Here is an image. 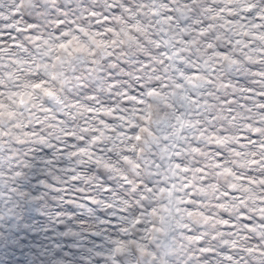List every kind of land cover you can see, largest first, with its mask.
Returning a JSON list of instances; mask_svg holds the SVG:
<instances>
[{
	"label": "clouds",
	"instance_id": "1",
	"mask_svg": "<svg viewBox=\"0 0 264 264\" xmlns=\"http://www.w3.org/2000/svg\"><path fill=\"white\" fill-rule=\"evenodd\" d=\"M166 3L0 0V223L20 220L26 206L46 217L35 238L38 243L23 253V264H264V166L248 163L253 157L247 147L239 157L232 152L241 132L251 131L249 125L264 128V95L245 91L251 87L264 92V77L257 75L264 73V39L231 48L239 64H223L212 85L196 80L193 87L177 79L184 88L174 89L179 71L198 69L211 77L215 49L201 42L192 46L190 55L182 53L184 60L173 56L179 71L157 63L162 49L149 41L161 39L160 27L167 26L156 25L152 10L166 16ZM207 7L213 12L199 13ZM196 9L201 18L219 13L222 19L210 21L215 24L232 21L227 25L231 32L213 40L217 47L225 39L245 41L244 31L264 35V19H257L264 16V0H197ZM137 22L139 32L130 27ZM30 23L36 27L17 31ZM222 31L217 27L208 38ZM174 32V27L167 32L170 41L176 38ZM68 41V49L59 48ZM145 59L157 71L142 70ZM164 75L170 77V88L162 91H187L214 106L201 104L199 114L195 105L185 107V119L200 121L195 127L178 131L177 122L165 116L170 110L146 95L149 87L165 82L156 79ZM37 83L41 88L34 87ZM137 83L145 86L143 106L132 99ZM45 88L53 94L45 95ZM225 99L231 103L222 104ZM227 108L232 112H221ZM148 111L152 135L140 133L142 139L136 141L134 129L145 125L140 117ZM209 114L229 116L212 125H223L227 132L222 146L211 139V132L199 137ZM165 145L171 156L161 152ZM192 145L201 154L193 153ZM216 147L226 153L224 167L231 174L212 167ZM256 152L259 159L262 150ZM177 162L192 171L182 172ZM154 163L161 167L154 168ZM205 165L208 175L201 180L195 169ZM149 183L152 193L144 189ZM225 192L235 197L225 198ZM242 216L251 218V226ZM201 247L214 254L201 252Z\"/></svg>",
	"mask_w": 264,
	"mask_h": 264
},
{
	"label": "snow or ice",
	"instance_id": "2",
	"mask_svg": "<svg viewBox=\"0 0 264 264\" xmlns=\"http://www.w3.org/2000/svg\"><path fill=\"white\" fill-rule=\"evenodd\" d=\"M155 2V0H153ZM197 0H167V3L165 7L167 8V15L166 16H159V13L156 12L155 9L152 10V15L157 16L158 19L156 21L157 26L166 25L165 27H160V34L161 39L156 40H150L149 43H154L157 48H161L160 57L161 59L157 60L156 62L165 65L169 64L175 69V65L172 64L173 56L179 57L180 60H184L185 57L182 55V53L191 54V48L193 45L198 46L201 42L204 43L207 49H215L213 55L215 57V63L212 65L210 71L212 73L211 77H206L201 74V72L198 69H193L189 73H185L183 71H179L178 69H175L176 71H179V76L173 79L172 87L174 89H183L184 84L177 83V79H183L187 84L192 85L195 87L194 81L196 80H204L206 84L212 85L215 82L216 79V73L218 70H220L223 67V64L236 65L239 64V60H237L234 56L230 55V49L244 44L245 42L250 46L253 39H264V35L262 36H256L255 34L249 35L247 31H244L241 33L245 37V41H241L239 38H237L235 41L232 39H225V44L222 46L217 47V45L213 42V40H221L222 37L225 36L226 32H231V29L227 27L228 24H231L232 21L230 20H224L221 24H215L210 21H216L218 19H222L219 16V13L212 15L210 17H204L201 18L199 13H211L213 12V9L211 7L203 8L199 10V13H197L196 9ZM219 12H223V9H220ZM194 13H196L194 15ZM257 19H264V16H257ZM58 23H62V21H58ZM34 27H36L34 24H29L28 28H17V31H30ZM133 30L139 32L141 31V24L137 22L134 25L130 26ZM175 28V32L173 35L176 37L172 41L168 39L167 32L171 28ZM219 27L223 29L222 32H216L215 36L211 39L208 37L210 36V33L215 32L216 28ZM255 27H261L260 24L255 25ZM109 31H112V29H109ZM128 38L135 39V37L129 35V33H125ZM233 35H237L233 33ZM37 40L41 39V37H36ZM162 40V42H161ZM47 43V41H45ZM72 43V41H68L67 43H60L59 48L60 49H68L69 45ZM184 47H181V46ZM174 46V50L172 52L168 51L169 47ZM81 49H76V51H80ZM71 55V53H68ZM47 55V53H46ZM153 60H155V57H152ZM223 62V63H222ZM142 70L144 71H157L155 68H151L149 62L147 59H145ZM168 68L166 67L164 69V72L167 73ZM261 77H264V73L257 74ZM141 78L139 76L136 77V80H140ZM156 79L159 81L163 79L165 82L149 87L147 89L146 95L148 97H154L156 98V102L158 105H163L165 109L170 110L169 113H165V116H167L169 119H174L177 124L179 125L178 131H183V129L187 127H195L196 124H199L200 121L197 120L195 123H193L190 120L185 119L186 113L183 111L185 107L188 105H195L197 114H199V108L200 105H206L209 107H214L210 104V102L207 99L200 98L198 99L196 95H190L187 91H184L183 93H178L177 91H169L165 92L162 91V89H169L170 85L167 82L170 77L167 75H164L163 77L157 76ZM224 87H230L232 86L230 83H224ZM35 88H41V83H37L34 85ZM44 94L47 96H51L53 93L50 89H43ZM245 91L248 93L249 96L252 95H264V92L257 93L254 88H247ZM208 95H211V93H208ZM145 96V86L143 83H137L135 86V92L132 96V99L136 101L137 104L143 106L146 102L144 100ZM23 98L21 99V103H23ZM222 104H228L231 103V101L225 99L221 101ZM152 105L148 104V109H151ZM262 109H264V105L260 106ZM91 111V109H89ZM224 111L231 113L232 109H221V112ZM152 113L151 111H148L146 115H142L140 118L145 122L144 126L139 127L138 130H135L134 139L136 141H140L142 139V136L140 133L147 132L150 136L152 135L151 130L149 127H147V124L149 123L151 119ZM219 118L221 120H228L229 116L227 115H220L217 117L216 115L209 114L208 116V126L202 128L199 132V137H205V134L208 132H211V139L215 140L217 145H223L228 140V135L226 130L224 129L223 125H221L219 128H213L212 125L214 124L215 120ZM251 131L248 132H241L237 146L232 149L233 154L236 157H239L241 155V151L247 147L251 149V156L253 159L249 160L248 163L252 166H264V140L261 139V134H264V128L261 127H251V125L248 126ZM198 137V138H199ZM133 137L130 135L129 139H132ZM165 140L168 139L167 136L164 137ZM179 145H172L173 148L178 147ZM133 147H135L133 145ZM256 149L262 150L261 156L259 159H257V152ZM81 152H85L86 150L84 148L79 149ZM191 151L195 154H201V149L198 145H192ZM210 151H213L210 149ZM162 153H168L169 156H171L173 153L169 152V146L165 145L161 149ZM75 154V153H73ZM175 156H179L180 153L177 151L174 153ZM126 161L131 163L129 161V158L127 156L124 157ZM214 163L212 164V167H215L216 169H222L223 173H232V169L228 167H224L226 163V153L220 148L216 147L214 149V155L210 157ZM154 168L159 169L161 167L160 163H154L152 165ZM176 168H179L184 173H189L192 171L189 167H181V162L176 163ZM196 172L200 174V179L204 180L206 179L208 175V165H205L203 167H197L195 169ZM152 175H156L157 173L153 172ZM218 175L221 173H217ZM17 175H20V173H17ZM196 177H193L195 179ZM251 183H255V181H250ZM260 183L264 184V178L261 179ZM171 187H175V185H172ZM189 187V185H185V188ZM232 188H235L236 185H232ZM144 189L148 193L153 192V187L149 183L146 186H144ZM166 189L164 187H161L159 191L163 193ZM203 190V189H202ZM169 194H171V188L168 189ZM23 195V194H22ZM225 198L229 196L235 197L234 192H225L224 193ZM142 199H147V197H141ZM188 203H191V201H188ZM222 207V205H221ZM163 219V217H161ZM242 220L245 223L246 226H251L252 220L250 217L242 216ZM227 223V221H225ZM199 240L200 237H197ZM119 251V249H117ZM201 252L214 254L213 250L207 249L204 247L200 248ZM228 259H231V257H228Z\"/></svg>",
	"mask_w": 264,
	"mask_h": 264
},
{
	"label": "rangeland",
	"instance_id": "3",
	"mask_svg": "<svg viewBox=\"0 0 264 264\" xmlns=\"http://www.w3.org/2000/svg\"><path fill=\"white\" fill-rule=\"evenodd\" d=\"M33 189L38 187L35 177L31 178ZM46 222V217L35 207L26 206L18 221H9V224L0 223V264H23L26 248L34 247L38 243V229ZM5 230L7 236H4ZM59 231L64 229L58 226ZM49 234L51 229H45ZM55 239V237H53ZM64 247H68L67 238Z\"/></svg>",
	"mask_w": 264,
	"mask_h": 264
}]
</instances>
